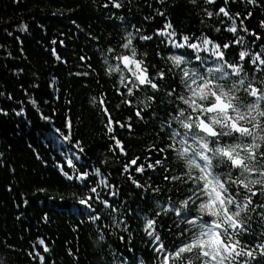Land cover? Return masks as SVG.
<instances>
[{"label":"trees","instance_id":"obj_1","mask_svg":"<svg viewBox=\"0 0 264 264\" xmlns=\"http://www.w3.org/2000/svg\"><path fill=\"white\" fill-rule=\"evenodd\" d=\"M116 2L121 7L113 0H0V264H163L156 249L162 244L174 252L187 243L191 233L182 221L199 214L194 206L182 207L190 182L164 179L183 177L187 167L168 149L176 108L186 109L175 94L168 95L173 89L186 94L180 68L170 57L183 56L181 67L207 75L218 66L212 53L218 44L224 61L243 65L245 84L264 85V65L251 63L264 58V0ZM233 20L235 33L228 31ZM129 35L132 45L124 49ZM183 36L188 43L208 38L213 45L199 52L176 48ZM238 38L242 42L234 43ZM226 43L230 47L224 49ZM131 48L159 91L142 86L126 95L120 78L126 83L135 78L117 57L130 55ZM241 51L248 54L245 60L239 59ZM157 159L162 165L147 167ZM138 165L143 173L135 170ZM249 180L264 183L258 176ZM89 195L94 198L81 204ZM244 195L242 190L237 199ZM252 200L241 213L248 231L237 237L249 247L264 243V209L255 207L264 204V195ZM149 219L157 221L151 236L145 230ZM238 259L264 264L259 252L254 260Z\"/></svg>","mask_w":264,"mask_h":264},{"label":"snow or ice","instance_id":"obj_2","mask_svg":"<svg viewBox=\"0 0 264 264\" xmlns=\"http://www.w3.org/2000/svg\"><path fill=\"white\" fill-rule=\"evenodd\" d=\"M209 3L213 0H208ZM255 3V0H252ZM108 5H105L107 7ZM114 7H121L120 3L113 0ZM225 16L229 13L221 8L219 10ZM163 15V13H161ZM211 16L212 13H207ZM171 24L166 28H171ZM235 21L228 31L236 32ZM219 31V29H217ZM247 31V29H245ZM160 35L172 36L171 32H161ZM140 39L148 40L151 37L142 36ZM183 42H174L176 48L194 49L196 52L208 50L213 42L208 38H201V43H188L189 37L183 36ZM242 38H238L234 43L239 44ZM132 45V37L129 35L127 41L123 43L124 49H129ZM229 44H224L223 48L227 49ZM212 53L216 57L218 66L215 69H207V75L189 71L187 67H181L184 60L183 56H172V62L180 68L181 80L185 95L175 93L173 89L168 95H174L186 106V109L177 106V115L173 117L177 126L172 127L169 137L170 143L168 149L175 152L176 157L186 163L184 176H168L165 180L179 181L184 179L189 183L190 194L182 201V207L189 209L190 205L194 206L199 214L191 216L182 222L188 225L187 231L191 233L187 243H182L174 252L164 249L161 244L156 250L162 252L164 257L163 264H193V258L198 264H249V260L240 261L238 258L247 257L254 260L256 253L259 252L264 256V243L249 247L241 245L240 237L248 231L246 224L241 220V213L253 204L252 197L264 195V183H253L249 176H258L264 180V109L261 107V101H264V85H256L249 81L245 84L241 78L243 65L230 64L224 61V52L221 46L216 44L212 47ZM248 54L244 51L239 52V59L245 60ZM123 66L127 68L134 81L125 82L124 77L120 78L122 84H125L126 95H134L133 89H139L147 86L159 91V84L147 74V68L143 66V61L136 59V51L131 48L130 55L117 57ZM197 60L201 58L196 57ZM251 63L264 65V58L256 56ZM134 66V68H133ZM230 69L231 71H226ZM119 71V68L115 69ZM264 71V68H261ZM235 75L236 80L230 79ZM163 79V73L160 74ZM243 92V96H241ZM245 97H250L247 103ZM95 97L93 101H95ZM155 97H149L153 100ZM103 104V101H100ZM130 103V101H125ZM103 111L107 113V108ZM193 113L195 115H193ZM140 116V111L136 112ZM142 118V117H141ZM259 118V119H258ZM48 119V118H45ZM108 132H113L111 126V116L108 117ZM120 127H125L119 121L116 122ZM69 132L72 127L71 121L66 123ZM131 128V125H128ZM171 127V125H169ZM70 139V134L64 137ZM116 145L120 151H124L123 145L118 139H115ZM191 141V143H190ZM259 151V154L257 152ZM81 151L83 149L81 148ZM163 152L164 149H159ZM139 157L133 159L130 163L137 164ZM72 165V161H68ZM163 160L157 159L154 163H149L148 168L154 169L162 165ZM259 168V171L253 172V168ZM143 173L145 168L138 165L135 169ZM193 170L197 171L195 176ZM127 171V167L125 168ZM167 171V170H166ZM99 173V170H97ZM67 175V173H65ZM73 177L68 176V179ZM84 176H78L77 179H83ZM259 185L260 189L254 190ZM140 186V185H137ZM245 195L238 200L241 191ZM91 193H96L95 187L90 189ZM114 195V193H113ZM94 197L89 195L80 200L81 204H87L88 200ZM106 206V201H101ZM90 207V205H89ZM255 207L264 209V204H257ZM230 208L232 209L230 211ZM255 210V208L253 209ZM180 215V210H176ZM159 215V213H157ZM264 216V213H261ZM207 216L209 219L205 220ZM99 216L93 217V220H99ZM157 221L155 219L147 220L146 231L151 236L156 229ZM151 230V231H149ZM184 235V232H181ZM103 239V236L100 237ZM155 240H159L157 235ZM40 245L44 244L43 240L39 241ZM44 251H48L47 247ZM43 261V257H40Z\"/></svg>","mask_w":264,"mask_h":264},{"label":"clouds","instance_id":"obj_3","mask_svg":"<svg viewBox=\"0 0 264 264\" xmlns=\"http://www.w3.org/2000/svg\"><path fill=\"white\" fill-rule=\"evenodd\" d=\"M257 181H253V183H256Z\"/></svg>","mask_w":264,"mask_h":264},{"label":"water","instance_id":"obj_4","mask_svg":"<svg viewBox=\"0 0 264 264\" xmlns=\"http://www.w3.org/2000/svg\"><path fill=\"white\" fill-rule=\"evenodd\" d=\"M127 69V68H126Z\"/></svg>","mask_w":264,"mask_h":264}]
</instances>
